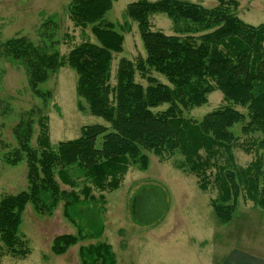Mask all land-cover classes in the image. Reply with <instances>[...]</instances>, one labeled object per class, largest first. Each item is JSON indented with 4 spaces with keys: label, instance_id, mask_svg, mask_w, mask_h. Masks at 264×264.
Listing matches in <instances>:
<instances>
[{
    "label": "trees",
    "instance_id": "obj_1",
    "mask_svg": "<svg viewBox=\"0 0 264 264\" xmlns=\"http://www.w3.org/2000/svg\"><path fill=\"white\" fill-rule=\"evenodd\" d=\"M112 6L113 0H70L69 20L82 31L89 29L95 41H82L65 55L24 37L1 44L4 58L24 68L29 90L44 103L53 95L43 88L49 79L63 67L74 71L78 106L84 102L91 115L106 123L82 126L78 138L55 147L48 139L45 115L36 120L34 140L32 118H20L12 128L13 145L5 152L0 148V165L25 164L28 187L0 199V243L6 254L24 258L30 251L20 233L28 204L43 213L63 202L64 217L77 224V235L54 237L53 256L64 255L79 240L99 239L103 226L98 212L85 216L81 208L88 210L95 201L92 189H115L130 166L145 169L148 151L159 157L180 153V168L185 165L200 181L201 191L213 183L218 193L211 207L219 223L233 220L241 192L264 210V25L240 19L234 0H219L210 8L188 0H137L126 6L125 17L137 24L145 55L136 62L120 58L112 84V61L124 50L123 34L105 20ZM155 14L170 20L172 34L152 28ZM52 22L50 17L43 26ZM136 73L145 85L136 81ZM214 91L228 104L199 120L185 116L192 107L206 104ZM235 124H242L246 142L241 146L254 151L255 158L247 167L231 170L217 160L225 152L232 165L231 147L238 138L230 129ZM213 167L216 171L210 174ZM76 171L90 184L77 193L72 177ZM60 185L71 189L62 191ZM78 253L82 264H116L104 242Z\"/></svg>",
    "mask_w": 264,
    "mask_h": 264
},
{
    "label": "rangeland",
    "instance_id": "obj_2",
    "mask_svg": "<svg viewBox=\"0 0 264 264\" xmlns=\"http://www.w3.org/2000/svg\"><path fill=\"white\" fill-rule=\"evenodd\" d=\"M135 1L137 0H113L112 9L105 15V20L116 25L124 36V50L115 55L112 61V84L115 83L114 75L120 58L136 62L145 55L137 24L125 17L126 6ZM188 1L210 8L216 6L219 0ZM234 1L237 2L235 12L240 19L251 25H264V0ZM69 2L70 0H0L2 151L6 146L12 147L11 130L20 118L33 119L36 131L34 140L39 129L36 120L39 115H45L48 139L52 147L59 141L78 138L82 126L106 124L100 117L91 115L84 102H81V108L78 106L76 74L70 68H61L43 86L53 94L51 100L44 103L29 90L24 68L4 58L1 44L12 38H27L36 46H50L52 51H58L62 55L82 41L94 42L89 29L82 31L69 20L66 9ZM50 17L53 22L43 26ZM150 20L153 29L172 34L171 22L165 15L155 14ZM124 21H127L129 27ZM152 75L166 82L156 73L152 72ZM136 81L145 85L138 73ZM207 100L206 104L184 112L185 116L199 120L212 110L228 104L220 91L210 93ZM229 105L245 113L244 108L231 103ZM163 108L165 106L161 109ZM241 127L242 124H235L230 129L238 138L231 147L232 165L227 164L228 154L225 152L217 160L231 170L245 168L255 158L254 151H247L241 146L246 142ZM167 155L159 157L148 151L145 169L130 166L115 189H92L91 195L95 201L88 205L91 212L89 208L87 210L82 207V215L98 212L103 226L102 235L99 239L79 240L62 256L56 257L50 252L54 237L78 233L77 224L64 217L63 202L51 212L44 210L43 213L28 204L22 214L20 233L30 251L26 257L18 258L6 254L0 243V264H82L79 248L100 242L111 246L116 264H231L236 257L264 259V210L255 207L251 200L245 198V193L241 192L233 220L227 224L219 223L211 207V200L218 193L213 183L210 182L207 190L201 191L198 185L200 181L185 165L180 168L183 161L180 153ZM211 162L215 161L212 159ZM214 168L210 174L215 173ZM72 177L76 183V193L82 191L83 185L90 186L77 171L72 173ZM27 187L25 164L15 167L0 165V199L6 194L27 190ZM60 188L66 192L71 189L68 185H60ZM156 200L160 201L159 204Z\"/></svg>",
    "mask_w": 264,
    "mask_h": 264
},
{
    "label": "crops",
    "instance_id": "obj_3",
    "mask_svg": "<svg viewBox=\"0 0 264 264\" xmlns=\"http://www.w3.org/2000/svg\"><path fill=\"white\" fill-rule=\"evenodd\" d=\"M245 257H236V258H233L232 261H231V264H264V259H261V258H255V257H250V258H246V259H243ZM234 259L235 260V263H234Z\"/></svg>",
    "mask_w": 264,
    "mask_h": 264
}]
</instances>
